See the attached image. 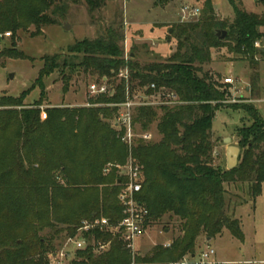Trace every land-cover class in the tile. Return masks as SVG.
<instances>
[{
  "label": "trees",
  "instance_id": "1",
  "mask_svg": "<svg viewBox=\"0 0 264 264\" xmlns=\"http://www.w3.org/2000/svg\"><path fill=\"white\" fill-rule=\"evenodd\" d=\"M58 1L0 0V32L13 34L6 51L11 57L29 59L16 49L17 31L33 26V34H42V27L56 23L52 15ZM85 1L90 10L105 2ZM228 1L231 18H219L213 0H202L199 17L172 25L166 41L175 47L164 62L141 64L132 50L126 59L119 45L123 34L107 28L96 38L67 45L65 52L42 56L43 66L30 88L18 97L1 96L0 264H49V254L59 248L54 239L74 235L81 220L96 214L108 217L112 225L120 221L119 181L125 177L119 169L111 167L107 173L104 169L108 163L126 164L129 147L121 140L123 130L105 118L114 121L118 115L114 105L128 96L165 90L176 94L179 103L134 107V128L147 131L155 122L160 139L146 143L135 138L131 155L143 176L137 200L148 210L144 225L167 217L174 227L171 242L140 255L119 234L93 230L96 240H110L109 248L95 252L89 245L77 250L73 264H179L195 254L202 235L211 240L226 230L233 239L245 240L242 222L228 211L225 184L243 185L252 203L261 194L264 119L253 104L226 103L220 74L204 66L212 61V49L226 48L232 61L248 63L253 71L250 90L255 87L264 61V10L249 12L242 0ZM218 31H225V37L219 38ZM58 69L63 91L78 71L98 81L104 77L108 92L91 98L100 106L45 107L46 118L41 119L43 79ZM120 70H127L126 78L118 76ZM36 86L39 99L25 106V97ZM223 106L242 110L250 121L235 130L240 153L230 170L215 165L212 158L211 124ZM45 228L48 233L41 235Z\"/></svg>",
  "mask_w": 264,
  "mask_h": 264
},
{
  "label": "rangeland",
  "instance_id": "2",
  "mask_svg": "<svg viewBox=\"0 0 264 264\" xmlns=\"http://www.w3.org/2000/svg\"><path fill=\"white\" fill-rule=\"evenodd\" d=\"M218 17L231 18L233 10L228 0H213ZM243 9L249 12L260 13L264 10V0H242ZM183 5H196L200 9L202 0H105L97 9L90 10L85 0H59L55 5L52 16L56 23L42 27V34H33L34 27L28 30H18L16 35V49L22 51L29 59L13 58L6 52L11 48L13 34L0 43V98L1 96L18 97V95L34 84L39 70L42 68L41 57L49 54L65 52L67 45L80 41L83 38H96L107 28H116L123 34L119 42L124 50V56L129 57L131 50L141 64L151 62H164L174 51L175 45L166 41L168 31L172 25L187 21L181 12ZM195 16V18L199 17ZM195 20V19H192ZM64 22L68 25L63 26ZM170 31V32H171ZM3 32V31H2ZM10 32V31H4ZM173 43V42H172ZM172 46H171V45ZM231 54L226 48L212 49L211 63L204 66L210 73H219L227 92V102L250 103L258 109L264 119V62L259 66L258 80L255 87L250 90V77L252 70L248 63L232 61ZM69 73L66 69L65 74ZM232 77L233 82L224 83V78ZM45 93L41 109L45 107H95L89 85L99 84L97 77L84 72H77L70 78L67 91H63L64 81L60 69L53 71L43 79ZM246 86L248 88L246 89ZM40 89L34 87L24 99L25 106H31L39 98ZM1 108V107H0ZM19 109L18 107H11ZM246 114L242 110H232L224 106L219 108L212 120V141L215 147L212 153L214 164L220 163L226 167L225 152L228 145L238 144L235 130L237 127L248 124ZM42 119V117H41ZM112 124L111 119L105 118ZM136 138L146 143L157 142L160 135L155 122L150 124L147 131L136 127ZM147 134V138L144 135ZM229 137L231 142L224 143L223 138ZM112 164V168L120 169ZM105 172V171H104ZM107 173V172H105ZM57 175L60 172L57 171ZM61 183H63L61 181ZM229 191L228 211L242 222L245 241L233 240L228 231L227 235L217 239L205 240L204 235L198 239V246L193 257L186 256L184 264H216L215 261H228L222 264H243L250 260L251 264H264V183L262 192L255 202L249 201L247 188L240 184H225ZM147 233L137 240L135 252L140 255L148 253L154 245L164 244L165 230L167 236L173 234L172 222L167 217L156 220L147 227ZM146 228V229H147ZM45 228L41 235L48 233ZM64 239L56 237L53 245L59 248L64 246ZM213 249L214 253L201 262L202 251ZM263 261V262H261Z\"/></svg>",
  "mask_w": 264,
  "mask_h": 264
},
{
  "label": "built area",
  "instance_id": "3",
  "mask_svg": "<svg viewBox=\"0 0 264 264\" xmlns=\"http://www.w3.org/2000/svg\"><path fill=\"white\" fill-rule=\"evenodd\" d=\"M181 12L186 17L183 19L190 21L195 19V16H198L201 11L196 5H183ZM10 35V32H0V43ZM256 46L259 47V43H256ZM125 58L127 59L126 56ZM118 76L126 78L127 70H120ZM101 80L99 84L92 83L89 85L91 95L108 92L109 88L105 78L103 77ZM223 81L225 84H230L233 82V78L231 76L226 77ZM151 87H154V85L152 84ZM177 103L179 101L176 94L165 90L148 95L137 93L132 98L128 96L124 102L114 105V107L118 108V115L113 121V126L118 130H123L121 140L129 147L127 163L118 165L121 169L120 173L125 177L123 182L119 181L121 187L118 192V201L122 206L123 217L115 225H112L109 218L105 215L94 214L91 218L81 220L76 233L65 239L64 246L49 254V264H73L76 258V251L84 250L89 245L93 247L95 252H104V250H107L111 244L110 240H96L92 233L93 230H99L101 232L109 231L113 234H119L126 246L133 253L135 252L137 240L147 228L144 224L148 216V210L137 200V192L141 189L143 176L140 165L131 155L134 139L137 135L136 128H134L132 123L133 109L136 106H165ZM41 117L42 119L46 118L43 109L41 111ZM144 137L147 138V134ZM111 166L112 164L108 163L104 171L108 172ZM213 253V249L202 251L200 254L201 262Z\"/></svg>",
  "mask_w": 264,
  "mask_h": 264
},
{
  "label": "water",
  "instance_id": "4",
  "mask_svg": "<svg viewBox=\"0 0 264 264\" xmlns=\"http://www.w3.org/2000/svg\"><path fill=\"white\" fill-rule=\"evenodd\" d=\"M68 25L67 22H64L63 26ZM66 28V26L64 27ZM171 31V30H170ZM217 35L219 38H224L226 35L225 31H218ZM264 52V49L262 50ZM224 143L228 144L231 142V139L229 137L223 138ZM240 153V148L236 144L228 145L225 152V158H226V169L230 170L238 163V156Z\"/></svg>",
  "mask_w": 264,
  "mask_h": 264
},
{
  "label": "crops",
  "instance_id": "5",
  "mask_svg": "<svg viewBox=\"0 0 264 264\" xmlns=\"http://www.w3.org/2000/svg\"><path fill=\"white\" fill-rule=\"evenodd\" d=\"M217 13H219V11H217ZM262 30L264 31V28H262ZM264 49V46H263V48H262V50ZM264 62V61H263ZM248 88V86H246V89ZM148 227H150V226H148ZM147 230H148V228L145 230V232L143 233V235L145 234V233H147ZM167 233H168V230H165V232H164V234L166 235V236H164V244L163 245H169V243L171 242V237H168L167 236ZM227 232H223L221 235H219L218 237H223L224 235H227L226 234ZM244 233V232H243ZM218 237H216V239L218 238ZM230 237H231V235H230ZM231 239H233L232 237H231ZM244 239H245V235H244ZM233 240H236V239H233ZM245 241V240H244ZM243 241V242H244ZM194 255H190V257H193ZM184 261H186V258L181 262V263H179V264H184ZM256 260H254V261H252L253 263L255 262ZM216 262V264H222V263H226V262H228V261H215ZM243 262V264H251L252 262L250 261V260H244V261H242ZM261 262H263V261H261Z\"/></svg>",
  "mask_w": 264,
  "mask_h": 264
}]
</instances>
